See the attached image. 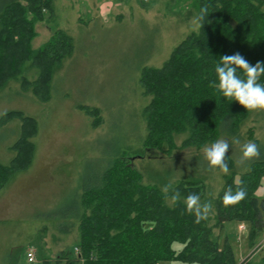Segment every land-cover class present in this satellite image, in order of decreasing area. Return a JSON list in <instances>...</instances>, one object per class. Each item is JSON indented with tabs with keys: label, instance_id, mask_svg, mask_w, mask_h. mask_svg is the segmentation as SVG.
Here are the masks:
<instances>
[{
	"label": "trees",
	"instance_id": "1",
	"mask_svg": "<svg viewBox=\"0 0 264 264\" xmlns=\"http://www.w3.org/2000/svg\"><path fill=\"white\" fill-rule=\"evenodd\" d=\"M52 4L53 0H0V90L9 80L20 77L23 91L30 90L42 103L50 99L53 74L74 48L73 38L55 30L49 42L32 49L35 23ZM204 5L208 6V16L198 22V31L186 36L161 67L144 66L139 71L138 83L149 97L144 108L142 145L170 156L177 150L201 151L226 139L230 145L226 153L229 172L222 175L220 192L207 199L201 179H181L165 193L155 185L144 184L142 174L113 150L109 153L112 157L99 160L97 169L82 185L72 216L79 222L76 256L63 254L58 262L236 264L230 246H220L223 225L247 224L250 248L264 235V211L256 195L264 180V141L252 140L254 129L248 130L260 157L246 160L241 169L233 157L234 150L241 147L232 143L233 138L241 142V125L258 109H245L210 87L213 82L218 84L215 68L223 55L239 52L252 65L264 62V0H195L198 16ZM26 64L35 71L32 81L24 75ZM238 75H243L239 69ZM258 82L264 84V75ZM88 110L94 115L99 112L97 108ZM11 122L18 124L11 146L14 155L8 164L0 163V191L15 174L29 169L35 153L30 139L37 133L36 120L20 111L0 117V127ZM180 135L185 137L177 144ZM240 186L246 189V198L225 205V190L231 187L235 192ZM176 191L179 200L168 204ZM193 193L200 196L201 204L209 202L212 206L198 223L195 214L186 210L185 198ZM257 249L239 264H264V254H257Z\"/></svg>",
	"mask_w": 264,
	"mask_h": 264
},
{
	"label": "rangeland",
	"instance_id": "2",
	"mask_svg": "<svg viewBox=\"0 0 264 264\" xmlns=\"http://www.w3.org/2000/svg\"><path fill=\"white\" fill-rule=\"evenodd\" d=\"M197 16L195 0H53L52 9L35 23L31 47L40 49L55 30H63L74 48L53 74L50 99L42 103L30 90L23 91L20 77L0 90V117L20 111L37 122L30 139L35 146L31 166L0 191V210L7 211L0 215V264H65L57 258L76 256L79 222L72 216L82 185L113 150L142 174L144 184L163 191L181 179H201L206 198L217 196L224 173L209 165L204 148L167 156L142 145L149 97L138 83L139 71L161 67L186 36L198 31ZM27 66L24 75L32 81L35 71ZM94 108L99 112L89 114ZM17 127L16 122L0 127V163L8 164L14 155ZM250 128L252 140L263 142L264 109L241 125L238 148L252 142ZM184 137L177 136V144ZM233 157L241 169V148ZM260 187L256 195L264 211V181ZM239 226L244 230L239 232ZM248 231L247 224L235 222L221 229L220 246H230L236 264L256 248L264 254V235L250 248Z\"/></svg>",
	"mask_w": 264,
	"mask_h": 264
},
{
	"label": "clouds",
	"instance_id": "3",
	"mask_svg": "<svg viewBox=\"0 0 264 264\" xmlns=\"http://www.w3.org/2000/svg\"><path fill=\"white\" fill-rule=\"evenodd\" d=\"M208 16V6L204 5L200 9L197 21L201 22ZM202 26V25H201ZM221 63L215 68L218 77V84L213 82L210 87L217 88L225 98L237 101L245 109L256 110L264 109V84L259 83V78L264 75V62L258 61L255 65L250 64L244 56L239 52L232 55H223L220 57ZM238 69L243 75H238ZM232 143L240 144L238 138H233ZM230 148L229 142L220 139L204 148V156L213 168H219L224 174H228L229 167L226 162V153ZM242 157L241 163L246 160L260 157V149L254 142H246L241 147ZM169 186H165L163 191L167 193ZM247 196V191L243 186L233 192L229 187L225 190L223 203L225 205H234L244 200ZM180 193L176 191L171 200L173 203L178 201ZM186 210L189 213H194L196 222L205 219L207 213L211 209V204L205 202L200 203V196L193 193L185 198Z\"/></svg>",
	"mask_w": 264,
	"mask_h": 264
},
{
	"label": "built area",
	"instance_id": "4",
	"mask_svg": "<svg viewBox=\"0 0 264 264\" xmlns=\"http://www.w3.org/2000/svg\"><path fill=\"white\" fill-rule=\"evenodd\" d=\"M238 230H239V232L243 231L244 226H239ZM75 251H77V250L75 249ZM27 259H28V262H30V263L34 261V253L32 251H29L27 253Z\"/></svg>",
	"mask_w": 264,
	"mask_h": 264
},
{
	"label": "crops",
	"instance_id": "5",
	"mask_svg": "<svg viewBox=\"0 0 264 264\" xmlns=\"http://www.w3.org/2000/svg\"><path fill=\"white\" fill-rule=\"evenodd\" d=\"M263 181H264V180H263ZM260 188H262V187H260ZM260 188H259V190H260ZM259 190H258V191H259ZM257 193H259V192H257ZM262 193H263V192H262ZM258 195H259V194H258ZM6 212H7V211H5V210H0V215L3 214V213H6ZM31 263H32V262H31Z\"/></svg>",
	"mask_w": 264,
	"mask_h": 264
}]
</instances>
